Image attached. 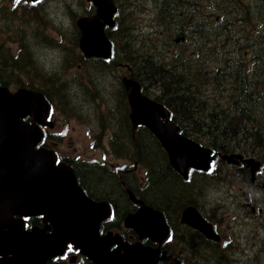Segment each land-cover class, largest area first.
<instances>
[{
    "label": "water",
    "instance_id": "95a60500",
    "mask_svg": "<svg viewBox=\"0 0 264 264\" xmlns=\"http://www.w3.org/2000/svg\"><path fill=\"white\" fill-rule=\"evenodd\" d=\"M89 1L96 11L77 19L79 45L86 56L107 58L113 45L105 28L115 25L118 8L114 0ZM123 82L133 125H145L158 137L172 166L184 178H188L191 168L208 170L216 158L213 149L183 134L170 119V110L145 95L137 79L125 76ZM49 112L50 102L42 92L24 87L12 92L0 86V238L5 236L4 227H16V221L10 219L15 213L43 214L52 224L50 233L36 227L27 232L28 236L23 232L22 239L17 241L12 235L5 236L2 244L14 247L19 243L12 251L19 260L62 253L71 242L97 264H179L177 259L161 255L160 248L139 241L128 244L119 233H101L102 221L111 214L108 202L90 198L78 183L73 168L57 162L52 149L38 146L43 135L39 122H44ZM28 115L31 122L24 119ZM223 158L238 162L237 158L243 155L224 154ZM245 161L251 166L253 180L261 162L253 157ZM182 221L219 239L193 205L182 211ZM125 224L133 226L142 237H158L159 241L169 234L164 213L146 204L128 214Z\"/></svg>",
    "mask_w": 264,
    "mask_h": 264
},
{
    "label": "flooded vegetation",
    "instance_id": "af4514ba",
    "mask_svg": "<svg viewBox=\"0 0 264 264\" xmlns=\"http://www.w3.org/2000/svg\"><path fill=\"white\" fill-rule=\"evenodd\" d=\"M44 2L45 0H19V3L17 0H0V86L9 87L11 91L30 85L32 89H36L45 95L42 90L35 87H45L44 83L51 84L54 79L58 78L55 74L44 73L45 76L35 82V78H32V74H37L36 67L27 57L24 50L25 47L22 44L27 41L26 38L29 33V15H31L30 17L33 20H37L39 23L45 22L46 14ZM195 3L199 2H192V4ZM36 10H38V12H36ZM187 11L190 13V9ZM199 12L201 11L199 10ZM190 32V25H185L183 31H178L177 41L180 40L183 43H187L186 40L189 41ZM14 41L19 43V49L17 51H13V49H10L7 45L8 42L13 43ZM119 52L124 53L121 49H119ZM20 58L23 59V70L21 75L24 73L27 79L26 85L18 83L14 76L18 70H21L18 69L19 67L16 68L15 65V61H20ZM112 59L113 57L102 58L99 56H86L81 52V55L77 59L79 61L76 62L77 69H75V76L79 82L87 83L88 86L90 83H93V81L86 78L90 76L94 79L91 75V69L99 67L97 68L98 71L111 70L112 79L108 81L106 85V89H108V93H110L111 96L103 100L104 105L102 104V106L105 108L104 111L100 112L99 110L98 112L101 117L110 119V122L101 124L100 127L86 128L82 134L84 139L88 142L87 146L94 150L95 154L93 156L84 154L88 151L87 149H83V154H81L76 150L62 148L59 141H62V137L67 135V129L62 128L57 130L55 128L54 111L56 113V110L54 109H57L59 114L63 116L66 114L74 116L73 114L75 113H86L87 116H94L97 114V110H90L91 105L87 103L84 98L82 102L77 103L72 99L71 92L68 90L64 91V89L61 91V95L64 99L62 96L59 97L58 94H56L54 101H52L45 95L51 104V110L44 122H39L43 135L38 146L52 149L57 156V162H64L71 166L77 176L78 183L90 198L96 201H106L109 203L112 214L109 218L102 221L101 233L106 234L110 231L119 233L128 244L139 241L146 246L160 248L161 255L163 253L170 255L177 259L179 264H264V232L262 229L253 234L256 239L250 238L249 234H243L242 231L238 229V227L244 224H249V221L257 222L259 224H256V227L264 228V226L260 224L264 222V208L256 207L254 209L246 206L248 202H244L245 204L243 203L240 216L232 218L231 214L224 217L221 208L215 207L213 209L209 208L204 210L201 208L200 203L195 202L202 216L211 224L214 232L213 234L219 235L220 240L208 236L199 228H194L183 222L180 209H174L168 215H166L163 210L169 225V235L161 241L158 240V237H142L133 226H127L125 224L127 215L137 212L143 205L142 202L132 198L131 193L128 191V187L132 188L129 185L133 183L135 190L142 188L144 185V177L142 175V165L138 157L133 153H129L127 156L125 153L127 149L124 148L120 136H117L118 134L115 135L118 122H128L131 125L129 118L130 106L127 101V92L123 83V77L127 75V68L130 69L131 67L126 62L113 63L111 62ZM94 89L99 91L96 85ZM83 91L87 95L91 93L94 97L97 96V99H103L102 94L100 95L97 92L93 93L94 90L92 87L91 89L89 87V91L86 89H83ZM120 95H124L125 99H121ZM99 103L100 101H97L98 105ZM123 104V111L125 113L121 114L122 117L119 116V120L117 119V114H120L119 108L122 107ZM63 116H58L57 119H61ZM24 119L30 122L32 121L30 115L24 117ZM139 149L140 145L135 148V151H139ZM111 151L114 154L118 151L121 155L116 154L119 157H117L116 160H111ZM134 156L136 157L135 159ZM240 165L246 167L243 161L238 163L239 168L241 167ZM93 170L102 172V177L106 181V184L108 183L107 180H113L115 185L119 184L124 191H111V186L109 184L108 187H103L102 189L97 186L96 183H92L86 175ZM247 170L249 172V168H247ZM260 172L261 169L257 172V175ZM250 184L254 185L256 181H251ZM136 197L140 200L142 199L145 204L158 208L155 204H151L144 199L145 194L136 192ZM10 219L16 221V227L13 228L14 230L4 227L3 232L5 236H14L16 239L15 241L22 239L23 232L28 236L27 232H32L36 227L41 229L44 228L48 233L52 232V224L49 220L45 219L43 214L25 215L15 213ZM48 227H50V229H48ZM4 237L0 238V264H97L88 255L84 254L74 243H68L65 250L59 254H42L41 256H35L28 260H19L15 258L12 253V251L15 250V246H19V243L14 247L6 246L5 243L2 244V239H4ZM114 247H116V245L112 246V248Z\"/></svg>",
    "mask_w": 264,
    "mask_h": 264
},
{
    "label": "trees",
    "instance_id": "16d2710c",
    "mask_svg": "<svg viewBox=\"0 0 264 264\" xmlns=\"http://www.w3.org/2000/svg\"><path fill=\"white\" fill-rule=\"evenodd\" d=\"M193 1L157 0L160 6L159 20L176 26L182 23L187 25L185 21H188L192 15L183 11L184 3L191 5ZM216 1H218V9L223 12L222 21H229L230 25L241 22L244 26L242 21L248 14L250 2L245 4L246 0H244L245 3L242 4L243 0ZM116 2L119 7L116 15L117 25L108 29V34L112 39L115 35L120 36L123 41L119 45L120 43L113 39V60L123 61L131 66L132 69L128 70V73L141 82L145 93H148L151 87L159 89L154 97L171 110L173 120L180 125L183 133L194 136L199 142L216 150L227 152L239 149L246 154L255 155L264 165V118L260 117V110H258V106L264 101V22L257 24L259 26L253 37L246 36L245 38L247 47L254 51L252 65L245 67L242 59L235 60L234 54L226 52L225 61L230 62L231 65L229 67L220 66L217 69V85L218 83L227 85L231 91L227 97L228 103L224 106L219 103L217 96L213 99L201 92L194 79L197 78L198 73L194 74L186 68L189 67L188 55H181V49L176 50L172 60L164 61L157 58L156 47L152 39L140 40V47L136 45L131 38L134 30L133 11L123 14L121 12L122 0H116ZM126 2L134 8L133 0H126ZM254 2L258 4L257 0ZM239 8L244 11V15L239 13ZM86 13H89V10ZM234 15H240V17L236 20L233 18ZM261 17L264 19V15ZM219 28L220 26L218 30ZM176 29L169 30V33L178 35ZM225 34H228V30ZM119 49L124 53H120ZM205 51H207L206 48ZM202 58L204 55H190L192 64L195 61H201ZM15 65L16 68L23 70V59L15 61ZM44 84L45 87L35 88L42 90L52 101L56 94L59 97L62 96L61 91L65 88L61 79L56 78L51 84ZM26 86L32 88L30 85ZM68 91L71 90L68 89ZM62 98L64 99L63 96ZM120 98L125 99L124 95H120ZM125 103L127 105L126 101ZM123 107L124 104L119 108L120 114H117V119L125 113ZM201 134H204L206 140L201 139ZM115 135L120 136L124 148L127 149L126 154L133 153L150 169L147 182L142 188L136 189L137 192L145 194L144 199L147 202L155 204L167 215L175 208L185 205L186 202L195 203L194 197L201 193L204 186L210 182V178H207L210 173L197 170L191 172L189 179H184L170 166L166 156L163 157L160 142L145 126H138L133 130L128 122L120 121L116 125ZM138 145L140 149L135 151ZM158 153L160 158L163 157L159 159L160 161L157 160ZM116 154L121 155L118 151ZM86 176L102 189L110 185L111 191H124L119 184L115 185L113 180L106 179L108 181L106 184L101 171L93 170ZM131 187L135 190L134 184H131Z\"/></svg>",
    "mask_w": 264,
    "mask_h": 264
},
{
    "label": "rangeland",
    "instance_id": "374dc122",
    "mask_svg": "<svg viewBox=\"0 0 264 264\" xmlns=\"http://www.w3.org/2000/svg\"><path fill=\"white\" fill-rule=\"evenodd\" d=\"M187 1V0H186ZM122 13L133 11V27L131 38L136 45L140 47V40H149L155 44L156 56L164 61L172 60V53L177 49L176 43L173 38L170 37L168 29H173L171 23H164L157 17V12L160 11L157 0H133V4L130 6L126 0H122ZM203 4L200 6L207 10V14L202 18L200 23H197L190 29L189 41L184 42L180 46L183 54L186 55L185 48L188 49V63L189 67L186 68L198 73L196 83L201 89L204 95H209L213 99L217 96L221 104L225 103L224 97L230 93L227 86L223 84L217 85V69L222 63V67H229L230 62L225 61V53L230 52L234 54L235 60L242 59V63L245 67L252 65L254 51L247 47L245 41L246 36L250 38L255 35V30L264 19L261 15H264V0H257L258 4L254 0H243L242 4L251 3L248 9V14L245 16L244 26L241 22L230 25L229 21L223 20V12L218 9V1L216 0H202ZM45 22L39 23L37 20H33L29 15V33L27 41L23 42L27 57L33 62L36 67L37 74H32V78H35V82L42 79L45 75L55 74L65 84L64 91L70 89L72 99L79 103L83 98L87 103L91 105V111L97 110L99 107L100 112H103V100L111 96L106 89V85L111 78V70L98 71L97 68L91 69V78L88 76L86 79H90L93 83L89 86L87 83H81L75 76V69H77V63L79 60L78 55H81V51L77 45V28L75 20L82 14H85L89 8H91L90 2L87 0H45ZM203 8L199 9L203 14ZM244 9V7H243ZM198 10V11H199ZM135 11V12H134ZM239 13L244 15V11L239 8ZM239 16L234 15V19H238ZM31 18V19H30ZM205 22V23H204ZM249 22V23H248ZM204 23V24H201ZM201 24V26H200ZM219 30L215 32L218 27ZM228 30V34L225 31ZM117 31V30H116ZM114 41L122 44L123 38L120 36H114ZM18 42H8L7 45L13 51L19 49ZM12 46V47H10ZM205 48L207 51H205ZM204 55L201 61H195L193 64L190 61V55ZM76 62L72 63L73 61ZM123 62V61H122ZM116 63V61H113ZM191 65V67H190ZM129 69V68H127ZM132 69V68H130ZM22 70L14 74L18 83H27L25 75H21ZM47 75V74H46ZM195 77V76H194ZM95 85L99 91H96ZM109 86V85H108ZM89 87L103 95V99H97L91 93L87 95L83 89L89 91ZM94 87V88H93ZM157 90L151 87L150 91ZM152 94V93H151ZM153 95V94H152ZM97 101H100L99 105ZM224 102V103H223ZM258 107L260 110V117L264 118V101ZM104 105V104H103ZM257 108V107H256ZM54 111L55 128L57 130L67 129V135L62 137V141L59 144L62 148L76 150L83 154V149H87L85 155L93 156L94 150L89 148L88 142L82 136L84 129L100 127L101 124H107L110 119L101 118L100 114L86 115V113H75L72 115L66 114L60 115L59 112ZM82 111V110H80ZM79 112V111H78ZM58 116H63L61 119H57ZM202 140H206L204 134L200 135ZM116 154L111 151V160L117 159ZM163 158V157H162ZM159 157L158 159H162ZM125 161V160H121ZM127 161V160H126ZM160 161V160H159ZM218 166V170L208 175L210 178L208 185L204 186L201 190V195L195 196V201L200 202L202 209H213L215 207L223 210V216L227 217L231 214L232 217H239L241 208H243L244 202H251L257 207L264 208V197L262 194L264 184V171L258 173L256 184L251 185L250 174L247 170V166L236 167L232 164H226L218 162L214 164V168ZM142 175L145 178L150 174V169L142 163ZM213 168V169H214ZM213 171V170H212ZM148 180V179H147ZM146 180V182H147ZM145 181V180H143ZM144 183V182H143ZM145 185V184H144ZM143 185V186H144ZM237 201L238 204H235ZM181 203V202H179ZM237 222V221H232ZM246 223V222H244ZM238 227L243 234H249L250 238H254L255 232L262 231L264 228L256 227L257 222H248ZM264 224V222H263ZM256 239V238H254ZM253 264V263H252Z\"/></svg>",
    "mask_w": 264,
    "mask_h": 264
},
{
    "label": "bare ground",
    "instance_id": "6f19581e",
    "mask_svg": "<svg viewBox=\"0 0 264 264\" xmlns=\"http://www.w3.org/2000/svg\"><path fill=\"white\" fill-rule=\"evenodd\" d=\"M172 26H173L174 29H176V27H177L176 25H172ZM20 59H21V58H20ZM113 61H116V60H115V59H114V60L112 59L111 62H113Z\"/></svg>",
    "mask_w": 264,
    "mask_h": 264
},
{
    "label": "snow or ice",
    "instance_id": "6c2138e0",
    "mask_svg": "<svg viewBox=\"0 0 264 264\" xmlns=\"http://www.w3.org/2000/svg\"><path fill=\"white\" fill-rule=\"evenodd\" d=\"M17 2L19 3V0H17Z\"/></svg>",
    "mask_w": 264,
    "mask_h": 264
}]
</instances>
